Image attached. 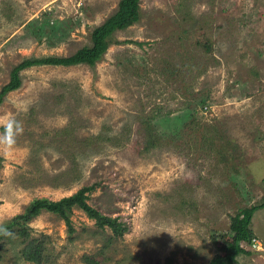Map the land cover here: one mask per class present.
Returning a JSON list of instances; mask_svg holds the SVG:
<instances>
[{
    "label": "rangeland",
    "instance_id": "1",
    "mask_svg": "<svg viewBox=\"0 0 264 264\" xmlns=\"http://www.w3.org/2000/svg\"><path fill=\"white\" fill-rule=\"evenodd\" d=\"M120 2L0 0V93L24 60L91 46ZM140 7L95 67L24 70L0 106V228L94 187L87 203L124 231L43 211L2 235L0 264H211L264 202V0ZM261 212L262 248L237 264H264Z\"/></svg>",
    "mask_w": 264,
    "mask_h": 264
},
{
    "label": "trees",
    "instance_id": "2",
    "mask_svg": "<svg viewBox=\"0 0 264 264\" xmlns=\"http://www.w3.org/2000/svg\"><path fill=\"white\" fill-rule=\"evenodd\" d=\"M141 0H121L118 11L110 17L103 25L96 27L90 34L91 46L84 47L77 51L74 55L67 58L45 57L40 59H26L20 65L15 67L10 75V82L2 89L0 93V106L5 102L9 94L18 91L22 87L21 73L24 70L37 66H55V67H72L78 65H88L95 67L101 61L108 51V48L115 42V35L119 31H124L131 26L139 23L142 19V9L140 7ZM163 67L175 70V66L168 63ZM94 187L82 188L73 196L63 198L58 202L48 200H37L27 208L25 214L17 216L12 221V224L2 226L0 228V240L2 235L7 230L17 226H22L23 223H29L34 217L47 211L59 215L69 226L70 211L74 208L82 210L90 219L96 220L102 227L108 226L114 232L124 231L123 228L115 220H111L100 215L87 203V194ZM264 211V202L260 205L251 208H245L232 218L230 225L231 243L228 246L225 255L217 256L211 264H237L238 258L242 255L250 256L251 244L253 239H257L255 231L252 228L253 219L256 214ZM264 213V212H261ZM244 243L247 248L241 247ZM28 258L32 259L29 252H26Z\"/></svg>",
    "mask_w": 264,
    "mask_h": 264
},
{
    "label": "built area",
    "instance_id": "3",
    "mask_svg": "<svg viewBox=\"0 0 264 264\" xmlns=\"http://www.w3.org/2000/svg\"><path fill=\"white\" fill-rule=\"evenodd\" d=\"M241 247L247 248V246L244 243L241 244ZM251 247L254 250H257V249H261L262 248L261 243L257 239H253L252 244H251Z\"/></svg>",
    "mask_w": 264,
    "mask_h": 264
},
{
    "label": "clouds",
    "instance_id": "4",
    "mask_svg": "<svg viewBox=\"0 0 264 264\" xmlns=\"http://www.w3.org/2000/svg\"><path fill=\"white\" fill-rule=\"evenodd\" d=\"M10 124L12 126H15L19 130V122L13 120V121L10 122Z\"/></svg>",
    "mask_w": 264,
    "mask_h": 264
}]
</instances>
